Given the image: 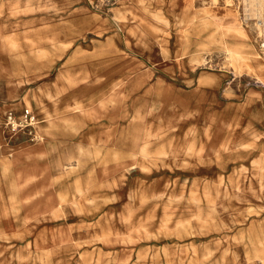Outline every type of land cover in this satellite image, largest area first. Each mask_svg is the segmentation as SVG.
<instances>
[{
    "label": "rangeland",
    "instance_id": "obj_1",
    "mask_svg": "<svg viewBox=\"0 0 264 264\" xmlns=\"http://www.w3.org/2000/svg\"><path fill=\"white\" fill-rule=\"evenodd\" d=\"M0 124V264H264V0H0Z\"/></svg>",
    "mask_w": 264,
    "mask_h": 264
},
{
    "label": "built area",
    "instance_id": "obj_2",
    "mask_svg": "<svg viewBox=\"0 0 264 264\" xmlns=\"http://www.w3.org/2000/svg\"><path fill=\"white\" fill-rule=\"evenodd\" d=\"M37 118L30 109H24L20 114L9 111L7 114V126L12 132L34 127Z\"/></svg>",
    "mask_w": 264,
    "mask_h": 264
},
{
    "label": "crops",
    "instance_id": "obj_3",
    "mask_svg": "<svg viewBox=\"0 0 264 264\" xmlns=\"http://www.w3.org/2000/svg\"><path fill=\"white\" fill-rule=\"evenodd\" d=\"M4 62L2 63V65L4 66ZM90 65H91V63L88 65V69L86 70V71H84V76L86 75V76H88L89 75V73L91 72V68H90ZM84 78V77H83ZM82 78V79H83ZM81 80V79H80ZM79 81V80H78ZM62 84L64 85L65 83L64 82H62ZM63 87V86H62ZM59 95V94H58ZM58 97V96H57ZM57 101V98L55 99V101L52 103H50V105L51 106H54V107H57L58 108V106L55 104V102ZM25 107H27V106H23V108H22V105H20L19 104V102H12L11 104L9 103V107L7 108V109H24ZM21 109V110H22ZM60 111H61V113H64L65 112V110H63V109H60V108H58ZM37 111H40V109L39 108H37L36 109ZM72 110V109H71ZM86 110V109H85ZM5 111H7V110H5ZM36 115L38 114V113H35ZM39 115V114H38ZM84 120H85V124L83 125V126H87V130H88V134L86 135V137H87V139L89 140V141H91V112H87L86 111V113H85V116H84ZM2 127H4V124H0V129L2 128ZM0 144H1V142H0ZM20 144H23V143H20ZM19 148L18 149H22V150H24V151H28V150H30V146H29V144L27 143L26 145L24 144V145H22V146H18ZM15 149V148H14ZM263 184H264V182H263ZM63 193V192H62Z\"/></svg>",
    "mask_w": 264,
    "mask_h": 264
},
{
    "label": "bare ground",
    "instance_id": "obj_4",
    "mask_svg": "<svg viewBox=\"0 0 264 264\" xmlns=\"http://www.w3.org/2000/svg\"><path fill=\"white\" fill-rule=\"evenodd\" d=\"M261 2V1H260ZM258 5V4H257ZM132 29V28H131ZM130 30V29H129ZM133 31H135L134 30V28L132 29ZM259 31V30H258ZM259 34V33H258ZM249 43V42H248ZM246 46V45H245ZM247 47V46H246ZM251 47V46H250ZM144 142V141H143ZM142 147H144V146H142ZM256 163H258V164H261V163H263V160L262 161H260V160H257V161H255ZM75 165V164H74ZM70 166V165H69ZM68 166V167H69ZM72 167V166H71ZM67 168V167H66ZM261 170V169H260ZM260 179H261V177H260ZM262 184H263V182H261ZM210 252V251H209Z\"/></svg>",
    "mask_w": 264,
    "mask_h": 264
}]
</instances>
